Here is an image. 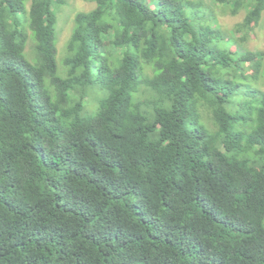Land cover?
<instances>
[{
	"label": "trees",
	"instance_id": "obj_1",
	"mask_svg": "<svg viewBox=\"0 0 264 264\" xmlns=\"http://www.w3.org/2000/svg\"><path fill=\"white\" fill-rule=\"evenodd\" d=\"M65 1L0 0V264H264V0H91L60 67Z\"/></svg>",
	"mask_w": 264,
	"mask_h": 264
},
{
	"label": "rangeland",
	"instance_id": "obj_2",
	"mask_svg": "<svg viewBox=\"0 0 264 264\" xmlns=\"http://www.w3.org/2000/svg\"><path fill=\"white\" fill-rule=\"evenodd\" d=\"M213 2V0H206ZM28 5V4H27ZM95 7V2L91 0H66L65 3L56 8L58 17L57 21V57L59 66L62 67V59L65 55L66 43L72 29L74 27V16L78 11H88ZM216 12L219 17L220 25L224 30L232 29L236 23L242 21L245 16V11H240L238 14H230L229 12H223L220 7H216ZM239 37V34H237ZM243 45L251 50H263L264 51V13L260 21V24L249 34L248 39ZM33 42L30 40L28 43V50L32 49ZM28 50L27 53H28ZM29 58V57H28ZM31 59V58H29ZM32 60V59H31ZM93 105H88V109H91Z\"/></svg>",
	"mask_w": 264,
	"mask_h": 264
}]
</instances>
